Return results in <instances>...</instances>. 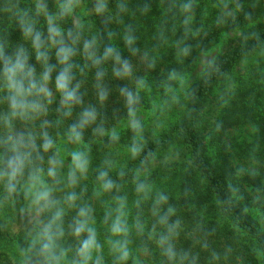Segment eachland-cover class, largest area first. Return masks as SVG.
I'll list each match as a JSON object with an SVG mask.
<instances>
[{
  "label": "trees",
  "instance_id": "trees-1",
  "mask_svg": "<svg viewBox=\"0 0 264 264\" xmlns=\"http://www.w3.org/2000/svg\"><path fill=\"white\" fill-rule=\"evenodd\" d=\"M58 2L0 0V49L6 55L21 46L31 52L30 41L23 36L16 11H27L36 20L35 26L46 30L44 17L35 15L36 5L55 12ZM100 2L93 1L89 6L92 14L79 23L74 15L63 22V27L74 30L80 25L86 37L95 35L103 44L114 43L121 56L134 65L136 78L133 80H120L110 72L104 79L109 98L102 112L110 129L126 120L122 87H135L142 80V109H147L153 95L165 94L178 83L170 81V75L176 73L181 78L192 75L200 56L219 47L215 57L197 74L178 114L157 124L160 127L151 125L149 130H146L149 126L145 127L141 157L131 160L123 150L132 141L129 130L120 136L116 145H109L106 138L86 137L91 168L89 178L76 191L81 201L95 208V227L102 245L100 264H115L104 213L116 201L107 195L100 198L94 195L96 169L109 158L116 164L110 174L121 183L120 194L129 197L130 223L137 211L142 213V222L150 216V202L142 203L139 210L133 207L132 178L137 169L147 170L150 183L169 194V203L176 210L173 219L181 221L176 240L178 250L190 257L196 256V264H264V255H257L264 254V0H103L106 9L97 13L95 8ZM184 4L190 5L188 12L183 11ZM189 15L191 22L186 25L184 21ZM129 34L135 38L131 46L137 49L135 54L124 39ZM178 45L187 46L189 55H178ZM76 59L80 61L79 56ZM50 60L55 63L54 51L50 52ZM33 63L39 72L40 65L34 58ZM246 63L248 66L238 73ZM79 78L84 81L82 90L86 102L94 103L92 74ZM2 96L0 92V114L6 110ZM55 107L47 117L53 134L59 130L55 128L58 118ZM246 126L253 127L251 140L230 149L224 141L228 132ZM14 127L27 131L21 122H16ZM5 132L0 123V136ZM141 159H144V168H141ZM235 159L255 163L256 173L242 176ZM120 167L126 172L123 179L116 175ZM251 189L261 190L262 198L255 197ZM0 206L16 208L11 221L0 223V264H22L20 254L29 247L34 213L28 210L27 200L21 193L11 202L0 195ZM74 215L68 211L64 218L66 233L60 241L65 250L63 264H73L79 258L78 240L67 231ZM133 241L135 260L130 259L127 264H141L142 252L147 253V264H161L155 241L137 236L135 230ZM213 254H218L220 259H214ZM96 258L94 252L89 264H95ZM23 264L31 262L25 260Z\"/></svg>",
  "mask_w": 264,
  "mask_h": 264
},
{
  "label": "clouds",
  "instance_id": "clouds-1",
  "mask_svg": "<svg viewBox=\"0 0 264 264\" xmlns=\"http://www.w3.org/2000/svg\"><path fill=\"white\" fill-rule=\"evenodd\" d=\"M105 9L101 0L95 11L103 13ZM189 9V4L183 5L184 12ZM76 13L75 0H59L55 12L37 4L35 15H42L46 25V30H40L27 11L17 10L15 15L23 36L30 41L31 52L21 46L6 55L0 49V92L6 104V110L0 114V123L6 129L0 136V195L11 202L23 192L28 210L35 216V224L29 230V247L20 254L22 264L25 260H30L31 264H63L65 250L60 241L66 233L64 218L68 211L75 215L67 231L79 243V258L73 264H89L94 252L97 253L95 264H100L102 245L95 227V208L91 203L81 201L76 189L89 178L91 168L86 137L106 138L109 145H116L120 140L118 131L106 126L102 112L109 98L105 77L110 72L120 80H133L136 74L134 65L121 56L114 43L103 44L95 35L86 37L80 25L74 30L63 27V22ZM190 22L191 15L184 23ZM124 39L135 54L137 49L131 47L135 38L129 34ZM52 51L55 63L50 60ZM189 53L187 46L178 45V55ZM143 55L148 58L147 52ZM78 56L80 61L76 59ZM33 58L40 65L39 72ZM86 73H91L94 81V103L86 102L82 90L84 81L79 76ZM169 80L177 81L182 87L183 81L178 74L173 73ZM143 86L141 80L135 87L120 89L126 108V126L132 133L131 144L126 149L131 160L141 157L145 148V122L140 118ZM53 105L58 117L55 128L59 129L54 134L49 131L47 120ZM16 122L25 124L27 131L16 130ZM140 165L144 168V159ZM115 167V161L109 158L96 169L94 192L97 198L107 195L116 201L104 213L115 264L135 260V250L131 247L133 230L137 236L155 241L161 264H196V256L190 257L187 252L177 249L181 221L173 219L176 210L169 203V194L150 183L147 170L137 169L132 178L133 207L139 210L142 203L150 202V216L142 222V213L137 211L129 222V197L120 194L122 185L110 174ZM116 175L123 179L126 176L124 168H118ZM213 258L219 260L220 256L213 254Z\"/></svg>",
  "mask_w": 264,
  "mask_h": 264
},
{
  "label": "rangeland",
  "instance_id": "rangeland-1",
  "mask_svg": "<svg viewBox=\"0 0 264 264\" xmlns=\"http://www.w3.org/2000/svg\"><path fill=\"white\" fill-rule=\"evenodd\" d=\"M40 1L43 2L44 0H40ZM93 1L95 0L77 1L76 3L77 13L75 17L77 23H79L86 16L92 14L93 11L90 10L89 6ZM218 50L219 47H216L206 55L200 56L197 68L194 70L193 74L188 77L182 78L183 81L182 87H180L179 84L176 83L173 86H171V90L168 89L165 92V94L164 92H162V94L158 93L153 95L151 106L147 109H143L142 112L140 113V118L144 120L145 127L149 126L146 130H149V128L152 127L151 125H153V127L155 125H156L155 127H160L157 124L163 123L164 121L166 122L169 118H172L173 116L178 114L181 106L180 104L185 99V96L187 95V92L191 87V84L193 83L194 79L197 77V74L201 72L203 67L215 57ZM247 66L248 64L246 63V65L239 68L237 72L238 73L242 72ZM170 104H174V107L171 108ZM126 125H127V120L123 121L118 127L115 128L120 136H123L124 133L128 131ZM252 128H253L252 126H246L243 128L230 130L224 139L225 143L230 149H232L234 147L236 148L239 144H242L244 141H250L251 135L253 134ZM123 150H126V148ZM234 163L238 167V170L242 176L246 173H256L257 171L255 163H251L245 160H237V159L234 160ZM251 192L254 194L255 197L262 198L260 194L261 190L251 189ZM21 195L25 197L23 192H21ZM15 210L16 208L13 209L12 207L9 206L6 207L0 206V223L3 222L6 223L11 221V219L15 215L14 214ZM250 211L251 213L254 212V214L256 215V212L254 210L250 209ZM146 259H147V253L142 252L139 255V260L141 264H147Z\"/></svg>",
  "mask_w": 264,
  "mask_h": 264
}]
</instances>
